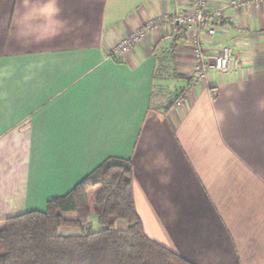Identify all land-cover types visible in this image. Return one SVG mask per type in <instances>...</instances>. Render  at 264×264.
I'll return each mask as SVG.
<instances>
[{
    "label": "crops",
    "instance_id": "0c3cea01",
    "mask_svg": "<svg viewBox=\"0 0 264 264\" xmlns=\"http://www.w3.org/2000/svg\"><path fill=\"white\" fill-rule=\"evenodd\" d=\"M188 1L0 0V225L117 158L149 239L191 264H264V0H214L221 32L203 47L241 66L209 69L179 105L155 104L154 76L173 44L172 80L191 73L180 27L107 56Z\"/></svg>",
    "mask_w": 264,
    "mask_h": 264
},
{
    "label": "trees",
    "instance_id": "16d2710c",
    "mask_svg": "<svg viewBox=\"0 0 264 264\" xmlns=\"http://www.w3.org/2000/svg\"><path fill=\"white\" fill-rule=\"evenodd\" d=\"M174 46L166 52L170 60ZM164 62H158L156 81L163 80ZM132 180L128 161L109 158L67 195L49 199L43 212L5 219L0 264H191L144 234ZM92 219L102 229L92 231ZM119 222L127 226L118 230Z\"/></svg>",
    "mask_w": 264,
    "mask_h": 264
},
{
    "label": "built area",
    "instance_id": "2783aa9c",
    "mask_svg": "<svg viewBox=\"0 0 264 264\" xmlns=\"http://www.w3.org/2000/svg\"><path fill=\"white\" fill-rule=\"evenodd\" d=\"M220 3L214 0H189L188 7L181 14L169 18L162 16L158 21L145 22L140 28L118 42L110 44L107 49L109 58H125L132 48L152 29L159 27L162 21H168L180 27L190 46L192 60L191 74L194 82L202 80L209 69L226 72L230 68L238 69L240 58L231 48L224 47L215 55H207L203 44L211 41L221 32L220 23L223 17ZM181 99L175 101L179 105Z\"/></svg>",
    "mask_w": 264,
    "mask_h": 264
},
{
    "label": "rangeland",
    "instance_id": "374dc122",
    "mask_svg": "<svg viewBox=\"0 0 264 264\" xmlns=\"http://www.w3.org/2000/svg\"><path fill=\"white\" fill-rule=\"evenodd\" d=\"M181 33H184V31L182 30ZM166 59L168 60L163 63L165 66L163 67L165 73L161 77L163 80H157L156 86L154 88V96L156 95V98L154 100L155 104H164V102H167L168 104L178 99H181L182 101L188 96L192 88L197 83V81L194 82V78L192 77L191 73L186 78V82L183 80L173 81L172 79L176 76V69L174 64L172 63V60H170V58ZM126 226L127 225L125 222H119L116 224V229H123V227L125 228ZM90 229L92 231H98L102 228L99 227L95 222H92Z\"/></svg>",
    "mask_w": 264,
    "mask_h": 264
},
{
    "label": "clouds",
    "instance_id": "9594fccd",
    "mask_svg": "<svg viewBox=\"0 0 264 264\" xmlns=\"http://www.w3.org/2000/svg\"><path fill=\"white\" fill-rule=\"evenodd\" d=\"M47 5H45V7H46Z\"/></svg>",
    "mask_w": 264,
    "mask_h": 264
}]
</instances>
